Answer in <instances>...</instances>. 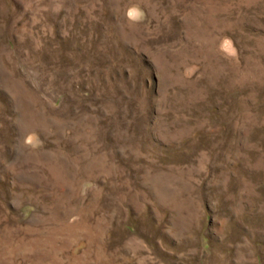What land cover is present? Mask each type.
<instances>
[{"label":"rangeland","instance_id":"rangeland-1","mask_svg":"<svg viewBox=\"0 0 264 264\" xmlns=\"http://www.w3.org/2000/svg\"><path fill=\"white\" fill-rule=\"evenodd\" d=\"M0 264H264V0H0Z\"/></svg>","mask_w":264,"mask_h":264}]
</instances>
